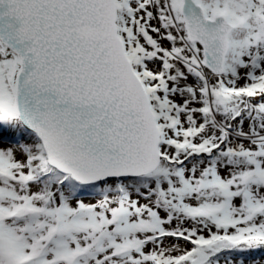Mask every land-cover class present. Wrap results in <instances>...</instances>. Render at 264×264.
Segmentation results:
<instances>
[{
    "label": "snow or ice",
    "instance_id": "obj_1",
    "mask_svg": "<svg viewBox=\"0 0 264 264\" xmlns=\"http://www.w3.org/2000/svg\"><path fill=\"white\" fill-rule=\"evenodd\" d=\"M0 264H264V0H0Z\"/></svg>",
    "mask_w": 264,
    "mask_h": 264
}]
</instances>
